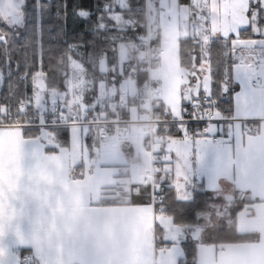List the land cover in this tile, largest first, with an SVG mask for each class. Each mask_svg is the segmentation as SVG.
I'll list each match as a JSON object with an SVG mask.
<instances>
[{
  "label": "crops",
  "instance_id": "1",
  "mask_svg": "<svg viewBox=\"0 0 264 264\" xmlns=\"http://www.w3.org/2000/svg\"><path fill=\"white\" fill-rule=\"evenodd\" d=\"M216 1L208 0L205 7L213 11L218 8ZM260 3L249 2L250 17L254 11L258 17L264 7ZM258 30L264 29L258 26ZM253 35L242 40L264 39L254 30ZM160 38V34H150L147 14V33L141 43L151 40L165 49ZM254 67L264 85V61ZM159 69L153 74L162 84L155 102L165 108ZM236 74L235 61L229 82L233 91L226 106L231 117L250 119L247 130L239 121L224 143L213 141L211 134L193 139L174 135L162 147L157 145L166 155L167 188L174 189L178 200L191 201L204 191L215 197L212 209L201 212L191 225L177 224L163 211L154 213L150 202L129 203L139 181L119 188L102 184L95 172L102 161H92L84 128L70 127L68 142L55 149L41 134L26 136L23 127H0V264H21L24 253H31L36 264H183V258L187 264H264V96L254 85L257 78H251L250 69L245 70L246 83L245 75ZM200 78L197 92L185 101L208 89L204 76ZM209 80L212 92L211 74ZM103 89L100 84L98 91ZM129 109L133 117L143 115L134 106ZM138 132L123 137L126 144L120 147L132 149L137 156L134 161L143 156L148 162L145 148L135 153ZM181 140L188 141L187 148ZM183 151L190 152L189 166L198 171L184 198L171 168ZM77 157L83 159V177L73 172ZM229 224L235 225L239 238L223 242L213 236L214 229Z\"/></svg>",
  "mask_w": 264,
  "mask_h": 264
},
{
  "label": "trees",
  "instance_id": "2",
  "mask_svg": "<svg viewBox=\"0 0 264 264\" xmlns=\"http://www.w3.org/2000/svg\"><path fill=\"white\" fill-rule=\"evenodd\" d=\"M67 3L66 23L63 16L57 15L59 6L49 0H25L24 19L21 25L10 26L0 20V105L5 106V110L0 112V120L14 112L23 100L31 105L30 110L34 108L39 111L29 99L32 95V80L37 74H45L49 85L64 91L66 85L58 81L60 80L58 73L69 55L82 56L80 60L87 71V78H93L94 85L103 80L100 84L105 88L109 80H115L118 85L123 80L124 76L119 73V67L116 65L118 63L113 54L117 45L129 39H135L139 45L141 44L142 35L147 33V1L130 0L126 3L123 0H67ZM113 13L123 16L127 21L137 17L138 30L130 31L127 23H124L125 28H120L112 17ZM258 26L264 29V7L259 11ZM251 36H254L253 28L249 26L241 30L238 38L234 35L213 37L206 47L207 60L210 62L212 93L222 108L230 104V93L233 91L229 86L235 64L232 53L233 40L249 39ZM195 41L193 38L179 41L181 66L190 72L196 70L195 68L206 60L205 52ZM104 54L111 57L110 69L115 67L106 80L105 72L99 71L101 57ZM143 64L142 60H138L137 63L130 61L125 69V78L129 69L135 66L139 69L138 83H143L148 76L147 72L142 71ZM98 88L94 95L90 97L87 95V105L97 97ZM52 132L63 143L68 142L70 135L68 127L52 128ZM40 133V129L35 127L24 128L26 136H38ZM85 140L89 144L88 131L85 132ZM143 190L147 188L143 187ZM129 196V203L150 202L148 196L133 194ZM214 200L212 192L204 191L196 193L191 201H180L174 189L168 187L164 193L163 212L173 216L177 224L191 225L196 223L197 218L199 220L198 215L201 212L212 209L211 202ZM235 230V225L230 224L217 227L213 230V236L221 238L223 242H229L240 237Z\"/></svg>",
  "mask_w": 264,
  "mask_h": 264
},
{
  "label": "rangeland",
  "instance_id": "3",
  "mask_svg": "<svg viewBox=\"0 0 264 264\" xmlns=\"http://www.w3.org/2000/svg\"><path fill=\"white\" fill-rule=\"evenodd\" d=\"M207 1L147 0L150 34L153 36L160 34V44L166 50L161 57L158 76L164 85L161 91L166 104L165 108L175 114H179L182 102L197 92L200 76H204V87L208 88L206 90L211 91L210 62L207 60L208 51L206 50L211 38L232 35L238 38L241 30L249 26H252L255 34L262 33L264 35V30H261L262 32L258 30L256 11H254V17L248 15V4L251 0H217L218 8L216 7L213 11L205 7ZM24 2L25 0H0V20L10 26L21 25L24 19ZM260 5H264V0H261ZM112 17L120 28H125L124 23H127V20H124L123 16L113 13ZM185 38L196 40L195 42H198L205 52L206 60L193 72L180 66L179 41ZM233 46L236 75L241 76V78H244L245 75L246 83L245 70L250 69L251 78L256 79L259 70H256L254 66L261 60L264 61V39H255L251 42L235 39ZM113 55L116 58V63H118L116 65L119 67V73L124 76L121 82L118 81L119 86L125 87L129 84L127 92L134 94L136 88L133 86L132 80L125 78V69L130 61L137 62L143 59L144 51L140 49L137 40L129 39L117 45ZM81 57L69 55L62 69H59L60 80L58 79V81H62L66 85L64 91L49 85L45 74L40 73L34 77L32 95L29 99L36 108L40 109V112L46 110L50 97H57L62 108L68 111L76 108V106H81L84 109L87 105V95L89 94L90 97L95 94V91L97 93L98 85L103 80H99L94 85L93 78H87V71L82 65ZM110 58L109 54H104L100 61L99 71L105 72V80L110 77L111 71L115 68L110 69ZM116 89H113V93L116 92ZM3 110H5V106L0 105V112L2 113ZM124 137L133 136L124 135ZM180 142L186 148L188 147V141L181 140ZM135 145L138 147L135 149V153L137 150L144 151L141 134L138 143ZM159 145L161 146V143ZM98 154L102 164L95 168V172L100 175L99 179L102 184L108 182L109 187L117 188L121 185H130L134 181H139V184H142L143 168H146L148 164L146 160L142 159L143 156H140V160L134 161L137 156L132 149L123 151L120 146L112 145L100 148ZM189 155L190 152L183 151L182 157L177 163H172L171 167L175 172L177 180L175 184L182 198L186 197L188 186L194 185V178H197L198 172L189 166ZM111 172L114 176L113 174L110 175ZM178 254L181 256L180 253Z\"/></svg>",
  "mask_w": 264,
  "mask_h": 264
},
{
  "label": "built area",
  "instance_id": "4",
  "mask_svg": "<svg viewBox=\"0 0 264 264\" xmlns=\"http://www.w3.org/2000/svg\"><path fill=\"white\" fill-rule=\"evenodd\" d=\"M59 6L57 15L63 16L66 20L68 15L67 0H49ZM128 3L130 0H123ZM129 29L133 32L139 28L137 17L128 21ZM144 51L142 71L147 72V79L139 84V69L133 66L129 69L127 79L136 84V92L130 94L127 87L117 85L115 80H109L106 90L98 92L97 97L89 105L82 108H74L66 111L62 108L57 97H50L48 106L44 112H39L27 101H21L17 109L11 112L3 120H0V127H35L40 129L43 140L58 149L63 146V141L58 139L52 128L57 127H80L90 133L89 150L92 161H99L98 150L109 145L123 146L125 141L121 140L124 135L141 134L143 146L148 156V164L142 177V184L132 188V193L142 195L147 192L154 213L164 210V193L167 189L166 160L165 152L157 148L170 136L178 135L187 139L199 136H209L216 143H224L225 136L232 132V125L236 122L244 123V130H247V123L250 119H239L228 115V106L220 108L218 99L208 90L192 101H184L180 107V114L175 115L171 111L156 104L155 94L161 87V82L156 81L153 74L159 69L161 57L165 49L157 46L151 40L140 44ZM262 77H257L254 85L261 90L264 96V85ZM116 92L113 93V89ZM134 106L143 113L141 116H131L130 107ZM23 119L22 121H20ZM256 131L258 127L254 128ZM74 174L77 177L86 175L83 166V159L77 157L74 163ZM146 187L147 190H143ZM187 264L186 258L182 259ZM21 264H36L31 253H24L21 257Z\"/></svg>",
  "mask_w": 264,
  "mask_h": 264
},
{
  "label": "bare ground",
  "instance_id": "5",
  "mask_svg": "<svg viewBox=\"0 0 264 264\" xmlns=\"http://www.w3.org/2000/svg\"><path fill=\"white\" fill-rule=\"evenodd\" d=\"M64 21H65V23L67 22V20H64ZM127 23H128V21H127ZM130 31H132V30L130 29ZM132 32H133V31H132ZM64 42H66V39H64ZM23 101H25V100H23ZM59 128H61V127H59ZM142 195H144V196H146V197L148 196V195H147V192H143Z\"/></svg>",
  "mask_w": 264,
  "mask_h": 264
}]
</instances>
